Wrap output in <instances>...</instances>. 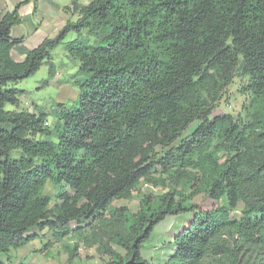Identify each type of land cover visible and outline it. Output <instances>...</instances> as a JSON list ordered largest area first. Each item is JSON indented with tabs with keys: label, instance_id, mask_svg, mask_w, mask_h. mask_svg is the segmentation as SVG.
I'll return each mask as SVG.
<instances>
[{
	"label": "trees",
	"instance_id": "16d2710c",
	"mask_svg": "<svg viewBox=\"0 0 264 264\" xmlns=\"http://www.w3.org/2000/svg\"><path fill=\"white\" fill-rule=\"evenodd\" d=\"M30 1L0 14V264L45 231L74 241L65 264L79 249L106 264H264V0L72 1L73 19L16 62ZM60 46L75 101L23 109L19 83L53 77ZM235 78L243 114L211 116ZM141 184L159 193L113 206ZM170 218L168 254L150 263L143 245Z\"/></svg>",
	"mask_w": 264,
	"mask_h": 264
},
{
	"label": "rangeland",
	"instance_id": "374dc122",
	"mask_svg": "<svg viewBox=\"0 0 264 264\" xmlns=\"http://www.w3.org/2000/svg\"><path fill=\"white\" fill-rule=\"evenodd\" d=\"M65 14L67 15V20L73 19L67 11ZM52 61L55 65L53 77L49 78L47 67L42 66L35 74L19 83V88L26 91V94L21 97V107L23 109L32 111L33 104L49 108L56 103L69 104L75 101L77 89L72 79L73 74L76 72L75 64L66 58L62 46L54 50ZM45 80H47V83L42 86L41 82ZM241 83L242 81L239 78L233 80L232 85L226 90L211 116L230 114L238 117L243 114L245 98L240 93ZM7 109H10V107H7ZM47 123L49 126H54L55 119L49 117ZM150 192L158 194L159 190L141 184L131 192L129 199L116 200L113 202V206L126 207L134 212L138 208L142 196ZM44 194L51 198V205H53L56 201L57 189L48 183L45 186ZM193 202L198 204L199 208L203 210L209 209L212 204L201 196L197 197ZM171 224H174L171 218L159 224L151 234L150 239L143 245L141 255L146 261L151 263V260L156 257L160 258L159 262L165 259L169 250L164 247L165 243L163 244V241L165 236L167 240L171 241L170 234H172V231L167 232ZM43 235L44 238L42 240H35L19 250L11 251L9 254L10 262L4 264H65V247L72 246L74 241L71 238H66L61 242H56L51 238L50 233L46 231ZM117 250L120 251L119 249ZM106 261L105 258H100L94 249L90 251L79 249L75 259L76 264H106Z\"/></svg>",
	"mask_w": 264,
	"mask_h": 264
},
{
	"label": "crops",
	"instance_id": "0c3cea01",
	"mask_svg": "<svg viewBox=\"0 0 264 264\" xmlns=\"http://www.w3.org/2000/svg\"><path fill=\"white\" fill-rule=\"evenodd\" d=\"M25 0H0V14L12 11ZM72 1L87 4L90 0H37L36 7L30 1L19 9L21 24L11 30L13 38H22L23 42L11 50V57L16 62L24 60L29 51L39 46L45 39L54 38L65 26V9Z\"/></svg>",
	"mask_w": 264,
	"mask_h": 264
}]
</instances>
